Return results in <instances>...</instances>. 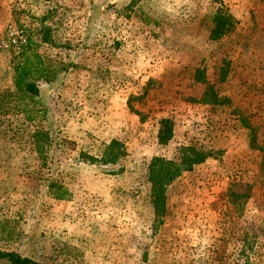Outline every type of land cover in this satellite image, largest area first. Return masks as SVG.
<instances>
[{
	"label": "rangeland",
	"instance_id": "1",
	"mask_svg": "<svg viewBox=\"0 0 264 264\" xmlns=\"http://www.w3.org/2000/svg\"><path fill=\"white\" fill-rule=\"evenodd\" d=\"M221 6L235 25L212 38ZM42 22L53 40L36 38L35 50L49 80L19 98L10 38ZM221 67L228 73L217 83ZM196 69L230 101L191 102L205 88ZM7 90L1 250L45 264H262L264 0H0V94ZM163 117L173 122L166 144L157 139ZM111 138L126 148L119 162L80 156H100ZM184 146L212 156L167 185L159 222L145 159L181 161ZM52 181L70 197L53 198ZM239 182L249 184V196L232 199L231 191H246Z\"/></svg>",
	"mask_w": 264,
	"mask_h": 264
},
{
	"label": "trees",
	"instance_id": "2",
	"mask_svg": "<svg viewBox=\"0 0 264 264\" xmlns=\"http://www.w3.org/2000/svg\"><path fill=\"white\" fill-rule=\"evenodd\" d=\"M136 0H133V2ZM215 1V0H214ZM141 20L150 23L151 20L148 16H142ZM213 26L210 31V37L219 38L229 32L235 25V18L233 15L222 6L218 7L213 15ZM50 27L46 26L43 22L39 30L31 31L25 37V43L18 51V62L13 65V85L19 94V98L28 96L32 98L39 92L37 82L39 80L48 81V67L42 61L41 55L35 50L37 47V40L40 42H51L53 39L50 35ZM228 70L226 67H221L218 72L217 83H222L227 77ZM194 79L201 83H205V88L199 98H189L191 102L202 104H224L230 100L227 97L220 96L215 88V84L208 82L204 72L196 69ZM13 92L7 90L0 94V111L6 113L10 96ZM8 101V103H6ZM6 108V110H5ZM135 113H140L133 110ZM245 126L247 122H244ZM39 139L47 138L46 132H37ZM173 136V122L168 117H163L159 120V127L157 131V139L161 144H166ZM36 142V151L39 155L43 156L44 148L40 140ZM80 156L83 157L88 163L100 162L101 164H115L126 156V148L123 142L117 138H111L104 146L100 156H94L81 152ZM212 156V151L196 149L193 146H184L183 156L181 161H176L173 158H166L162 155H153L146 158V178L150 183V200L154 208V213L158 217L159 222L163 221L166 215V187L167 185L181 175L183 171H188L194 165L202 163L208 157ZM120 168L117 172H120ZM116 172V173H117ZM244 187L246 191L238 193L237 190L230 192L231 198L248 197L249 191L247 190L248 183H238ZM49 191L53 198L59 200L68 199L71 191L68 187L52 181L49 184ZM0 259L6 260L10 264H45L38 262L30 257L23 256L14 251H4L0 249ZM249 264V263H247ZM264 264V260L262 262Z\"/></svg>",
	"mask_w": 264,
	"mask_h": 264
},
{
	"label": "built area",
	"instance_id": "3",
	"mask_svg": "<svg viewBox=\"0 0 264 264\" xmlns=\"http://www.w3.org/2000/svg\"><path fill=\"white\" fill-rule=\"evenodd\" d=\"M10 43L15 47L16 50L20 51L21 47L25 43V38L22 36H12L10 38Z\"/></svg>",
	"mask_w": 264,
	"mask_h": 264
}]
</instances>
